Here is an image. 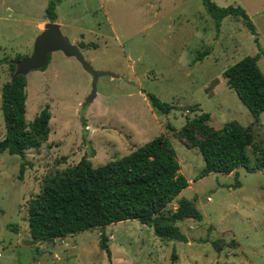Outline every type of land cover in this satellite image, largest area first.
Listing matches in <instances>:
<instances>
[{"label": "rangeland", "instance_id": "obj_1", "mask_svg": "<svg viewBox=\"0 0 264 264\" xmlns=\"http://www.w3.org/2000/svg\"><path fill=\"white\" fill-rule=\"evenodd\" d=\"M48 1L0 0V104L2 85L11 78L8 61L32 53L34 39L48 21ZM213 1L241 6L264 50V0ZM56 12L61 33L79 47L85 60L116 77L100 76L96 97L86 103L92 77L75 57L54 51L45 69L26 74L25 119L31 122L48 104L50 132L38 150L26 151L30 165L22 178L20 156L0 152V264H109L99 248V229L28 243V202L55 169L83 156L93 166L101 165L160 134L169 139L180 173L189 182L168 208L186 197L202 218L177 223L187 242L161 239L137 220L105 226L111 264H264V170L238 167L230 174L212 172L194 180L204 159L178 135L185 116L200 111L210 114L207 123L213 128L230 120L243 125L253 121L224 75L229 65L259 51L244 21L226 17L216 31L201 0H61ZM207 46L209 54L194 62L196 52ZM257 64L264 74V54ZM148 94L177 106L198 104V110L163 114L152 107ZM260 122L259 137L264 138V113ZM4 133L0 110V139ZM217 239L234 245L220 242L217 251L212 244Z\"/></svg>", "mask_w": 264, "mask_h": 264}, {"label": "trees", "instance_id": "obj_2", "mask_svg": "<svg viewBox=\"0 0 264 264\" xmlns=\"http://www.w3.org/2000/svg\"><path fill=\"white\" fill-rule=\"evenodd\" d=\"M60 1H48L45 8L48 21H56V5ZM201 1L213 19L216 31H219L224 18L233 17L241 18L251 34L255 35L254 41L259 51L243 56L224 70L226 85L235 91L252 114L253 121L243 125L237 120H230L219 128H213L207 123L210 114L200 111L193 117L185 116V122L178 130L179 140L187 148H198L204 159V167L194 180L212 172L230 174L238 167L250 172L262 171L264 138L259 137L258 128L261 125L260 115L264 113V74L257 63L264 50L259 44L254 24L241 6H219L213 0ZM80 46L83 47L84 43H80ZM210 49L207 46L204 50H198L193 61L203 59ZM26 56L17 54L15 59ZM49 59L50 56L47 63ZM8 66L12 76L15 65L8 61ZM26 85V77L18 75L13 81H6L1 88L0 110L5 133L0 139V152L20 156L19 178L23 177L26 167L30 165L26 160V151L38 150L50 132L48 104L31 122L26 121ZM148 99L152 107L163 114L175 109L198 110V104L177 106L161 101L153 94H148ZM167 128L174 130L170 124H167ZM62 160L64 162L65 158ZM239 184L236 180L235 186ZM188 186V180L180 173L175 151L164 134L101 165L93 166L89 158L83 156L73 165L48 173L41 181L40 191L28 202V243L35 245L84 230L99 229V248L105 251L111 264V251L104 227L125 220H137L151 227L161 239L187 242L177 223L184 218L201 220V212L194 201L186 197H180L174 209L168 207ZM15 226L9 225L16 232ZM220 242L231 247L234 245L233 242L225 243L223 239H217L212 242L217 251L221 249L218 245ZM176 258L173 251L171 259L174 261Z\"/></svg>", "mask_w": 264, "mask_h": 264}, {"label": "water", "instance_id": "obj_3", "mask_svg": "<svg viewBox=\"0 0 264 264\" xmlns=\"http://www.w3.org/2000/svg\"><path fill=\"white\" fill-rule=\"evenodd\" d=\"M62 51L66 56L75 57L92 77L91 91L85 102L90 103L96 97L97 80L102 75L116 77L110 71L96 70L85 60L79 47L70 42L69 38L60 31V25L56 21H47L43 24L40 33L35 37L32 53L21 59H14L11 62L15 65V70L11 76V81L18 75L26 74L35 69H42L47 65L48 56L54 51Z\"/></svg>", "mask_w": 264, "mask_h": 264}, {"label": "crops", "instance_id": "obj_4", "mask_svg": "<svg viewBox=\"0 0 264 264\" xmlns=\"http://www.w3.org/2000/svg\"><path fill=\"white\" fill-rule=\"evenodd\" d=\"M42 22H45V21H42Z\"/></svg>", "mask_w": 264, "mask_h": 264}]
</instances>
